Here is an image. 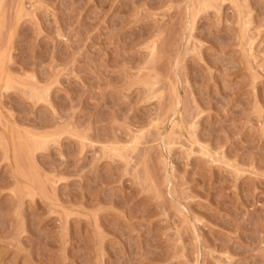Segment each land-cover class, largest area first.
<instances>
[{"label":"rangeland","instance_id":"374dc122","mask_svg":"<svg viewBox=\"0 0 264 264\" xmlns=\"http://www.w3.org/2000/svg\"><path fill=\"white\" fill-rule=\"evenodd\" d=\"M0 264H264V0H0Z\"/></svg>","mask_w":264,"mask_h":264}]
</instances>
